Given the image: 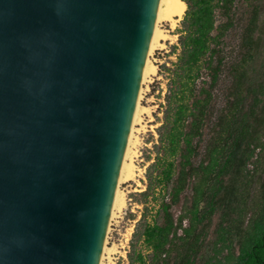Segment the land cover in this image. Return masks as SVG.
Here are the masks:
<instances>
[{"label":"water","instance_id":"obj_1","mask_svg":"<svg viewBox=\"0 0 264 264\" xmlns=\"http://www.w3.org/2000/svg\"><path fill=\"white\" fill-rule=\"evenodd\" d=\"M158 0H0V264H98Z\"/></svg>","mask_w":264,"mask_h":264},{"label":"trees","instance_id":"obj_2","mask_svg":"<svg viewBox=\"0 0 264 264\" xmlns=\"http://www.w3.org/2000/svg\"><path fill=\"white\" fill-rule=\"evenodd\" d=\"M185 2L181 52L172 75L174 85L159 128L157 157L147 170V188L140 193L146 205L131 243L129 264L195 263L203 242L199 226L217 210L220 199L232 193L228 189V185L234 186L229 181L232 172L241 169L254 154L255 147L250 145L255 139V122H263L256 115L261 70L253 69L258 76H251L246 69H238L237 62H230L233 58L224 40L236 23V0ZM243 41L247 44L253 39L250 36ZM261 68L264 75V58ZM231 75L235 78L230 89L234 98L224 117L216 113L214 100L221 82ZM215 115L221 136L219 142L208 144L205 129ZM157 194L162 195L154 216L149 213L148 202L150 198L156 200ZM180 203L184 210L175 219L172 208ZM186 219L189 224L185 227ZM234 238L239 253L227 256L232 259L229 264H264V212L246 228L239 226ZM140 240L146 244L147 254L138 248ZM221 241L230 252L234 250L231 238L230 242L225 238ZM204 264L224 263L218 260Z\"/></svg>","mask_w":264,"mask_h":264},{"label":"rangeland","instance_id":"obj_3","mask_svg":"<svg viewBox=\"0 0 264 264\" xmlns=\"http://www.w3.org/2000/svg\"><path fill=\"white\" fill-rule=\"evenodd\" d=\"M234 11L236 23L224 37L226 48L233 58L230 62H237L235 66L238 69H246L251 76H258L253 69L261 70L256 115L263 122L261 124L258 121L255 122V139L250 145V148L255 147L254 154L241 169H234L232 172L229 181L234 186L231 188L228 185L232 193L229 191L230 196L220 199L221 203L217 210L209 217V220H205L203 225L199 226L203 242L200 244L194 264H204L208 261L215 263L218 260L224 264L231 263L232 259H227V256L239 253V246L234 238L235 230L239 226L246 228L254 218L264 212V75L261 68L264 58V0H236ZM183 19L184 16L175 27H171L168 21L160 24L161 29L167 31V36L159 39L158 45L150 55V61L157 68V72L146 77L142 83L139 101L141 107L138 120L134 124V138L137 141L133 149L137 151V155L133 157V160L137 166L138 175L119 184L120 191L125 194V205L122 208H116L113 218L110 219L106 240L107 246L113 250L110 252L108 250L104 254L103 264L130 263L128 254L131 251V243L146 205L140 193L147 188V170L157 157L160 143L159 128L164 121L170 87L174 85L172 75L181 52L180 35L184 28ZM220 19L223 18L219 16ZM250 36L253 41L251 43L246 41L247 44H245L243 38L247 40ZM233 78L234 76L231 75L221 82V89L217 91L214 100L216 113H222L224 117L228 116L231 109L230 102L234 98L230 90L234 87L235 78ZM245 89L243 87V91ZM212 120L210 127L205 129V141L208 144L219 142L221 136L219 124L215 125L216 115ZM161 195L157 194L156 200L150 198L148 204L151 215L157 214ZM183 210L182 203L172 208L175 219ZM188 224L189 221L186 219L183 225L186 227ZM222 238L228 239V242L230 238L233 240L232 252L221 241ZM138 248L145 254L149 252L143 240L139 241ZM173 260L171 259V262Z\"/></svg>","mask_w":264,"mask_h":264},{"label":"bare ground","instance_id":"obj_4","mask_svg":"<svg viewBox=\"0 0 264 264\" xmlns=\"http://www.w3.org/2000/svg\"><path fill=\"white\" fill-rule=\"evenodd\" d=\"M187 9V4L185 0H158L157 9L155 14V22L152 29V35L150 38V42L148 45L145 62L143 65V70L141 74V85L139 87V92L133 112L132 123L129 131V135L127 137V142L123 154L122 161L120 163L118 179L116 183V188L112 200V207L110 212V219L113 218L115 214L116 208H122L125 205V194L120 191L119 184L121 182L130 180L138 175L137 166L134 163L133 157L137 155V151L133 149V145L136 143V139L134 138V124L138 120V115L140 112V98L142 94V83L145 81L146 77L152 74H156L157 68L150 61V55L156 46L158 45L160 38H165L167 35V31L161 29V22L168 21L171 24V27H175L178 21L184 16L185 11ZM116 216V215H115ZM110 222V220H109ZM108 222V227H109ZM107 227V231H108ZM106 231V232H107ZM107 234V233H106ZM109 250L112 251V248L107 246L106 235L102 245V250L100 252V259L98 264H103L104 254Z\"/></svg>","mask_w":264,"mask_h":264}]
</instances>
